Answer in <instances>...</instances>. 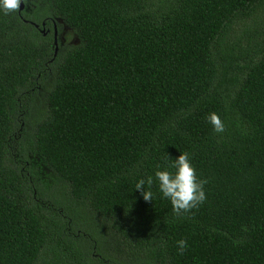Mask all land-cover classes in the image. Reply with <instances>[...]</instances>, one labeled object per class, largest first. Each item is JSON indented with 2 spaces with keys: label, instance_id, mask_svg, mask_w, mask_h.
<instances>
[{
  "label": "trees",
  "instance_id": "obj_1",
  "mask_svg": "<svg viewBox=\"0 0 264 264\" xmlns=\"http://www.w3.org/2000/svg\"><path fill=\"white\" fill-rule=\"evenodd\" d=\"M22 3L0 9V264H264V0ZM55 19L79 42L54 56ZM185 152L206 200L177 217L155 172Z\"/></svg>",
  "mask_w": 264,
  "mask_h": 264
},
{
  "label": "clouds",
  "instance_id": "obj_2",
  "mask_svg": "<svg viewBox=\"0 0 264 264\" xmlns=\"http://www.w3.org/2000/svg\"><path fill=\"white\" fill-rule=\"evenodd\" d=\"M22 0H0V9L4 14L18 11L21 7ZM206 119L210 122L216 133H223L225 125L220 116L212 112ZM175 169L174 172L168 170H157L155 172L156 181H158L159 190L163 197L170 200L174 214L179 217L181 214L190 213L193 209L198 208L206 200L204 185L206 179L197 176L195 167L192 165L187 152L181 154L175 159L171 165ZM153 177L148 176L147 179H140L135 188L138 190L146 202L153 201V193L145 189H151L153 185ZM179 254L183 255L187 249V241H177Z\"/></svg>",
  "mask_w": 264,
  "mask_h": 264
},
{
  "label": "rangeland",
  "instance_id": "obj_3",
  "mask_svg": "<svg viewBox=\"0 0 264 264\" xmlns=\"http://www.w3.org/2000/svg\"><path fill=\"white\" fill-rule=\"evenodd\" d=\"M262 11L257 10V15H259V17L263 16ZM55 21L57 23L58 29L59 51L64 52L67 48L76 46L79 40L75 33L69 27L64 25L60 19H55ZM233 29L235 31L240 29V25L233 26ZM51 80V78L47 79V82L40 84L37 88L36 93L28 104L29 115L35 117L36 115L40 114L41 111L46 109V96L51 88Z\"/></svg>",
  "mask_w": 264,
  "mask_h": 264
},
{
  "label": "flooded vegetation",
  "instance_id": "obj_4",
  "mask_svg": "<svg viewBox=\"0 0 264 264\" xmlns=\"http://www.w3.org/2000/svg\"><path fill=\"white\" fill-rule=\"evenodd\" d=\"M51 24H52V29L50 30V28H48L46 25H45V23L42 25V23H41V28H40V33L43 35V36H47V35H50L51 33V35H52V39H53V42H54V26H55V28H56V32H57V34H56V40H57V46H58V31H57V27H56V25H54L53 24V22H51ZM37 29H39V28H37Z\"/></svg>",
  "mask_w": 264,
  "mask_h": 264
},
{
  "label": "water",
  "instance_id": "obj_5",
  "mask_svg": "<svg viewBox=\"0 0 264 264\" xmlns=\"http://www.w3.org/2000/svg\"><path fill=\"white\" fill-rule=\"evenodd\" d=\"M23 9V3H21V7H20V9H19V11H21ZM44 23H42V25H43ZM55 25V24H54ZM35 27H38L37 25H34ZM56 34H57V32H56V28H55V26H54V45H55V50H54V56L56 55V53H57V50H58V46H57V40H56Z\"/></svg>",
  "mask_w": 264,
  "mask_h": 264
}]
</instances>
